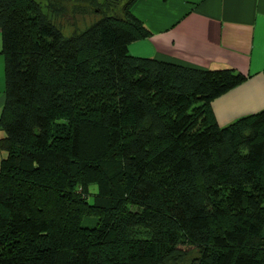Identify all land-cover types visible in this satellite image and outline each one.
<instances>
[{
  "label": "trees",
  "instance_id": "trees-1",
  "mask_svg": "<svg viewBox=\"0 0 264 264\" xmlns=\"http://www.w3.org/2000/svg\"><path fill=\"white\" fill-rule=\"evenodd\" d=\"M137 1L0 0V264H264V109L221 127L244 75L130 55Z\"/></svg>",
  "mask_w": 264,
  "mask_h": 264
},
{
  "label": "crops",
  "instance_id": "crops-1",
  "mask_svg": "<svg viewBox=\"0 0 264 264\" xmlns=\"http://www.w3.org/2000/svg\"><path fill=\"white\" fill-rule=\"evenodd\" d=\"M132 13L150 34L128 46L130 55L209 70L231 69L245 76L211 101L219 126L264 109V0H138ZM4 66L0 40V113Z\"/></svg>",
  "mask_w": 264,
  "mask_h": 264
},
{
  "label": "rangeland",
  "instance_id": "rangeland-1",
  "mask_svg": "<svg viewBox=\"0 0 264 264\" xmlns=\"http://www.w3.org/2000/svg\"><path fill=\"white\" fill-rule=\"evenodd\" d=\"M68 9H67V15L61 20L64 24H67V31L68 32H70L72 29L70 28V25L72 24V23H74L75 21H73L72 19H71V13H69V11H70V8H69V6L67 7ZM98 18V16H96L95 14H92V13H90V14H87V15H85V17H84V19H81V18H78V20H77V25L78 26H81L82 28H80V30L81 29H83L84 28V26H87L88 24H90L91 22H93V21H95L96 19ZM68 25H69V27H68ZM64 33V35H69L67 32H63ZM95 187H91V190L92 191H95ZM193 256H195V253L193 254Z\"/></svg>",
  "mask_w": 264,
  "mask_h": 264
}]
</instances>
